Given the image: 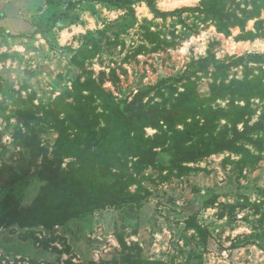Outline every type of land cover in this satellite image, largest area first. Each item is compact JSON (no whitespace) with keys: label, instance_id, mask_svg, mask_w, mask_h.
<instances>
[{"label":"rangeland","instance_id":"374dc122","mask_svg":"<svg viewBox=\"0 0 264 264\" xmlns=\"http://www.w3.org/2000/svg\"><path fill=\"white\" fill-rule=\"evenodd\" d=\"M200 1L153 0L161 13H173L158 17L147 0L116 6L107 0H0V170L29 176L23 207L44 184L40 166L61 161L54 156L51 119L65 123L82 114L68 94L63 101L72 112L45 114L58 113L55 100L73 83L97 85L120 106L144 93L148 108L169 109L188 89L203 97L211 85L221 87L210 74L215 65L227 84L252 78L253 58L264 53V13L261 32L252 20L248 35L234 28L227 37L198 10ZM99 107L94 101L90 108ZM217 107L236 112L228 101L218 100ZM250 110L249 125L264 123V101H251ZM217 124L216 133L230 127L226 120ZM156 132L145 129L147 137ZM248 134L257 138L253 130ZM198 140L183 145L200 150ZM183 142L179 136L178 145ZM165 148L155 150L160 165L146 167L128 187L131 199L62 227L0 228V264H264V150L245 145L249 157L228 151L202 157L183 163L187 173L179 175ZM71 161H61L62 168Z\"/></svg>","mask_w":264,"mask_h":264},{"label":"trees","instance_id":"16d2710c","mask_svg":"<svg viewBox=\"0 0 264 264\" xmlns=\"http://www.w3.org/2000/svg\"><path fill=\"white\" fill-rule=\"evenodd\" d=\"M124 1L107 0L114 6ZM147 1L155 16L173 14L161 13L151 5L153 0ZM198 10L214 24L218 33L227 37L234 28L248 35L246 26L252 20H256V31L261 32L263 28V22L258 19L264 13V0H201ZM39 27L36 26L34 33L39 31ZM253 59L258 66L256 73L251 74L252 78L245 76L235 84H227L226 74L219 65H215L214 72L210 74L214 82L222 84L221 87L211 85L210 91L203 97L188 89L175 98L169 109L148 108L144 104V93L135 96L129 104L120 106L97 85L73 83L72 89L56 98L58 113H45L56 117L59 113L72 112V104L66 106L63 101L67 94L74 98L73 106L81 110L82 114L77 113L65 123L58 117L51 119L57 133L55 159L72 161L65 168H62L61 161L56 166L50 161L40 166L37 174L44 184L28 207L22 206V200L29 176L19 174L12 167L0 170L3 181L0 186V228L12 225L20 228L62 227L81 214L131 199L128 187L136 182L138 174L148 166L160 165L155 151L158 148L166 147L170 169L181 171L179 175L187 173L183 163L213 154L228 151L249 157L250 152L244 148L245 145L262 152L264 123L258 121L251 126L247 117L251 101H264V53ZM204 71L209 73L206 68ZM84 92L88 95L84 96ZM218 100L228 101L236 112L214 108ZM94 101L100 104L97 111L90 108ZM241 103L244 105L240 106ZM198 118H202L203 122ZM221 120H226L230 127H227V132L216 133L217 123ZM179 125L183 129L176 134ZM239 125L243 126L241 130ZM146 128L157 132L153 137H147ZM249 130L255 133V140L249 138ZM182 135L184 142L178 145V137ZM192 139H201L202 142L198 140V143L202 149L185 148L183 144ZM240 143H244V147Z\"/></svg>","mask_w":264,"mask_h":264}]
</instances>
